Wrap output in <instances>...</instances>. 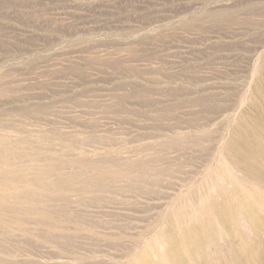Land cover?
I'll return each mask as SVG.
<instances>
[{
	"label": "rangeland",
	"instance_id": "rangeland-1",
	"mask_svg": "<svg viewBox=\"0 0 264 264\" xmlns=\"http://www.w3.org/2000/svg\"><path fill=\"white\" fill-rule=\"evenodd\" d=\"M234 254L264 264V0H0V264Z\"/></svg>",
	"mask_w": 264,
	"mask_h": 264
},
{
	"label": "bare ground",
	"instance_id": "bare-ground-1",
	"mask_svg": "<svg viewBox=\"0 0 264 264\" xmlns=\"http://www.w3.org/2000/svg\"><path fill=\"white\" fill-rule=\"evenodd\" d=\"M235 189H236V188H235ZM235 189H234V190H235ZM236 190H237V189H236ZM236 190H235V191H236ZM235 191H234V192H235ZM242 198L244 199V197H242ZM242 198H240V199L242 200ZM236 200H238V199H236ZM241 200L236 201V202H239V203H240V202H242V203L244 202L245 205L242 204V205H243L242 207L244 208V207L246 206V202L243 201V200L241 201ZM240 205H241V203H240ZM229 206H230V205H229ZM222 208H223V209H226L225 207H222ZM245 208L247 209V207H245ZM227 209H229V208H227ZM221 211L223 212V211H225V210H221V209H220V212H221ZM228 211H229V210H227V212H228ZM244 211H245V210H244ZM245 212H246V211H245ZM245 212H244V213H245ZM248 212H249V211H248ZM225 213H226V212H225ZM226 214L228 215V213H226ZM229 214H230V211H229ZM249 214H250V213H249ZM222 215H224V214L221 213L220 216H222ZM227 218H228V216H227ZM229 218H230V217H229ZM253 222H254V221L252 220V224H253ZM255 224H256V223H255ZM257 224H258V223H257ZM257 224H256V225H257ZM253 225H254V224H253ZM257 226H258V225H257ZM194 232H195V231H194ZM195 233H196V232H195ZM171 240H172V239H171ZM172 242H173V241H172ZM172 245H174V244H172ZM247 245H248V244L243 245L242 248H241V249H242L241 252L239 251V254L242 255L241 258L247 257L249 254L253 255L254 258H257V257L260 256V253H259L258 251H256V250H255V251L252 250V251H253V252H252V251L250 250V248H249L250 246L248 247ZM173 248H174V247H173ZM259 251H260V250H259ZM176 252H177V251H176ZM239 254H238V256L235 255V254H234V256H233V262H234L235 264H237V262H238L239 259H240ZM177 256H178V255H177ZM142 260H143V259H142ZM148 262H150V261H148ZM231 262H232V261H231ZM144 263H145V262H144ZM144 263H143V264H144ZM238 263H239V262H238ZM232 264H233V263H232Z\"/></svg>",
	"mask_w": 264,
	"mask_h": 264
}]
</instances>
